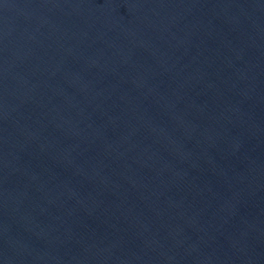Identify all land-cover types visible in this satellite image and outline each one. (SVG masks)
<instances>
[{
	"label": "water",
	"instance_id": "water-1",
	"mask_svg": "<svg viewBox=\"0 0 264 264\" xmlns=\"http://www.w3.org/2000/svg\"><path fill=\"white\" fill-rule=\"evenodd\" d=\"M0 264H264V0H0Z\"/></svg>",
	"mask_w": 264,
	"mask_h": 264
}]
</instances>
